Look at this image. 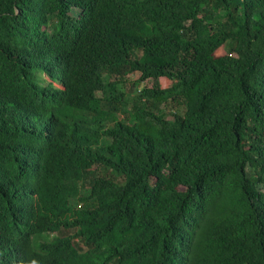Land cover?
Returning <instances> with one entry per match:
<instances>
[{"label": "trees", "instance_id": "16d2710c", "mask_svg": "<svg viewBox=\"0 0 264 264\" xmlns=\"http://www.w3.org/2000/svg\"><path fill=\"white\" fill-rule=\"evenodd\" d=\"M17 255L264 264V0H0V257Z\"/></svg>", "mask_w": 264, "mask_h": 264}, {"label": "clouds", "instance_id": "9594fccd", "mask_svg": "<svg viewBox=\"0 0 264 264\" xmlns=\"http://www.w3.org/2000/svg\"><path fill=\"white\" fill-rule=\"evenodd\" d=\"M36 75H37L36 78L38 77L39 83H42L45 85L46 82L49 83L51 81V77H49V75H46L44 72L39 71L36 73ZM60 80L62 81V79ZM53 91L57 94V99H56L57 102L62 103L65 98V93H66L65 84L63 83V81L62 83H60L59 81H55L53 85ZM22 111L24 110H19L16 116H20ZM15 154H16V150H15ZM0 264H5V259L1 260V257H0ZM8 264H27V261H26V258L20 255H17L14 259H11V261Z\"/></svg>", "mask_w": 264, "mask_h": 264}, {"label": "rangeland", "instance_id": "374dc122", "mask_svg": "<svg viewBox=\"0 0 264 264\" xmlns=\"http://www.w3.org/2000/svg\"><path fill=\"white\" fill-rule=\"evenodd\" d=\"M220 53H225V51L223 49L220 50Z\"/></svg>", "mask_w": 264, "mask_h": 264}]
</instances>
